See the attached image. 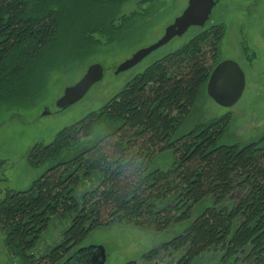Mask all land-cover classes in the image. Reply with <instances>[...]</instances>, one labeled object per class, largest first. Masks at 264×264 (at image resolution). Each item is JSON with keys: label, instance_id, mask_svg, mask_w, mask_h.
<instances>
[{"label": "trees", "instance_id": "16d2710c", "mask_svg": "<svg viewBox=\"0 0 264 264\" xmlns=\"http://www.w3.org/2000/svg\"><path fill=\"white\" fill-rule=\"evenodd\" d=\"M129 1L0 0V104L34 106L54 72L92 56L96 34L107 43L125 37L132 18L117 22ZM225 33L223 25L204 30L33 148L30 165L49 168L0 202L9 254L22 264H93L96 250L81 243L126 224L174 236L126 264H264V134L220 144L231 115L181 133L220 63ZM54 218L70 227L40 250Z\"/></svg>", "mask_w": 264, "mask_h": 264}, {"label": "rangeland", "instance_id": "374dc122", "mask_svg": "<svg viewBox=\"0 0 264 264\" xmlns=\"http://www.w3.org/2000/svg\"><path fill=\"white\" fill-rule=\"evenodd\" d=\"M188 3L189 0L129 1L122 8L117 22L119 25L122 18H132L129 29L122 34L125 37L107 43L106 37L96 34L94 37L101 44L92 49V56L83 62H73V67L69 64L54 72L48 81L47 93L34 106L22 108L15 104H0V163H4L0 202L9 191L30 189L49 168L48 164L37 168L30 165L29 155L36 145L52 143L59 132L101 109L150 65L214 25H223L226 30L221 43L220 63H237L245 73L246 87L242 98L233 107L217 104L206 91L182 126L181 133L209 120L231 115L230 126L220 144L243 146L264 134V0H218L204 28H190L185 35L174 38L135 67L116 73L118 67L137 51L162 39L166 29L183 14ZM95 64L104 68V78L82 100L60 109L57 103L66 88L77 84ZM100 134L99 129L90 140ZM70 224L69 219L54 218L42 236L39 249L57 246ZM173 237L168 232L119 224L93 231L81 243V248L103 247L107 256L105 264H126L139 261L147 252ZM5 238L0 229V264H22L21 259L9 254ZM211 259L197 264H220L218 259Z\"/></svg>", "mask_w": 264, "mask_h": 264}, {"label": "water", "instance_id": "95a60500", "mask_svg": "<svg viewBox=\"0 0 264 264\" xmlns=\"http://www.w3.org/2000/svg\"><path fill=\"white\" fill-rule=\"evenodd\" d=\"M217 3L218 0H189L186 10L176 18L174 24L166 29L163 38L154 45L137 51L131 59L118 67L116 73L119 74L135 67L151 53L168 44L174 38L185 35L190 28H204ZM103 78L104 68L102 65L90 66L85 76L77 84L66 88L63 97L57 103L58 107L66 109L82 100L89 90ZM245 87L246 76L241 67L235 62L224 61L213 70L206 91L217 104L223 107H233L242 98ZM90 248H94L97 252L92 263L105 264L107 260L105 249L103 247Z\"/></svg>", "mask_w": 264, "mask_h": 264}]
</instances>
